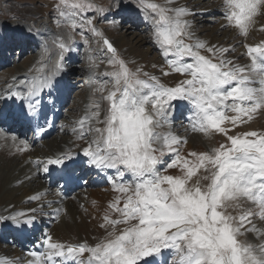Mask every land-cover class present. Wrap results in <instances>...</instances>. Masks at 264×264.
Here are the masks:
<instances>
[{
	"label": "snow or ice",
	"instance_id": "obj_1",
	"mask_svg": "<svg viewBox=\"0 0 264 264\" xmlns=\"http://www.w3.org/2000/svg\"><path fill=\"white\" fill-rule=\"evenodd\" d=\"M138 7L152 26L153 43L164 61L162 75L182 77L174 85L142 67L133 71L129 63L135 61L123 59L93 19L81 15L102 14L103 9L90 0H59L58 26L90 31L111 54L106 64L113 71L103 73L110 79L91 80L90 103L72 131L86 145L81 163L107 173L115 196L99 225L106 235L94 245L60 242L45 233L44 250L29 255L35 264H264V229L253 222H264V131H236L264 115V41L243 45L250 63L241 65L230 58L234 48L195 38L186 19L191 12L178 0H138ZM223 9V27L243 37L264 19V0H223ZM53 43L59 53L52 67L46 71L41 64L37 75L19 81L26 91L11 93L23 101L20 120L40 115L42 92L62 70L69 45L59 37ZM176 102L187 105L188 130L223 141L183 153L187 138L172 130ZM0 138H7L2 130ZM11 139L15 143L17 137ZM19 144L18 152L29 150L27 142ZM79 154L68 150L36 163L43 164L44 172L50 165L70 170ZM25 216L9 218L31 226L33 218L22 220ZM248 233L259 243L240 239Z\"/></svg>",
	"mask_w": 264,
	"mask_h": 264
},
{
	"label": "bare ground",
	"instance_id": "obj_2",
	"mask_svg": "<svg viewBox=\"0 0 264 264\" xmlns=\"http://www.w3.org/2000/svg\"><path fill=\"white\" fill-rule=\"evenodd\" d=\"M125 1L126 3L128 2L127 0ZM212 1L213 8L216 11L220 8L222 11H224L223 0ZM178 3L180 6L186 7L191 13H195L198 11L200 0H178ZM127 4H124L121 7L118 6L117 8L119 9V11L116 10L115 14L118 15L119 13L120 15H126L127 23L130 25H134L136 22L141 21L148 28L151 24H149L144 19V13L139 14L138 9L127 8ZM207 7L209 6L207 5ZM123 9H127L126 13L124 12L125 14L121 12V10ZM18 12L20 16H25L29 11L19 9ZM11 13L13 14L12 11ZM14 13L16 12L14 11ZM189 16H187L186 19L189 20ZM24 23L26 24V22ZM112 23L110 25L111 27ZM225 23L226 22L223 19V24H221V26H223ZM256 24H259V20ZM260 24L264 27V19L260 20ZM191 25V30L194 33L195 38L201 41H205L210 45H218L230 49L234 48L235 51L230 54V58L241 65L250 63L249 58L245 55V48L243 47V45L245 43L249 45H255L260 43L261 41H264V31L257 30L256 28L253 30L251 29L247 37H243L240 36L235 30L230 29L228 31L224 27L216 29V27L210 26L209 29H205L203 28V26H201L200 23L199 29V26H196L193 22L191 23ZM62 31L63 32L60 33L59 38H63L65 42H67L70 32L66 27H63ZM25 36L26 35H23V38H18V43H20L21 45L26 44ZM31 37L32 36H30L27 41L30 40ZM118 38V42L114 43L115 48L118 51H121L120 53H125L124 57L126 61H135V63H131L133 64V71H135L137 67H142V64H144L147 65L148 68V70H145V72L158 76L161 79V82L166 85H174L178 79H182V77L176 75H162L161 69L164 68V61L162 56L159 53L157 54V56L155 55V57L152 56L153 59H151L149 57L151 52L149 45L144 46L146 40L140 34H136L134 37L137 47H128L120 37ZM151 41L153 42V40ZM35 44H40L39 39H37V42ZM70 46H72V44ZM153 54L155 53L153 52ZM2 55L3 54L0 53V58L4 57ZM67 55L68 52H66V54L64 53L63 58ZM47 56V54H43V58H35L36 60H34L33 63H31V65H29L28 67L23 66L24 64L19 65L16 62V56L15 59H10V56H8L6 60L1 61L0 63V69H11V66H13L15 69V75L13 74V77L8 79L7 81H5L4 79V84L0 83L2 84V86H0V130H2L7 137L6 139L0 138V244L2 241L4 242V247L0 246V264H35L34 257L29 255V253L33 252V249L34 252L37 253L44 250L41 245L44 239V234L47 232L44 231L41 225L42 222L51 223L49 229L50 235L56 241L72 244L82 243L86 241L90 245H94L99 238H102L106 235V230L100 228L99 225L102 223L101 218L106 210L107 204L115 196V193L112 191L111 185L108 182L107 173H99L98 170L91 168L86 162L81 163V161L85 160L82 155L81 149L86 145L84 141L77 140L72 131V129L76 126L75 122L81 118V115L78 116V114L70 113V111L68 110L70 97L68 99V95H66V92L68 90L67 87L69 85V82L73 79V77H75V72L78 69L77 67H75L76 69L67 68L66 64L64 65V63H62L63 61H61L63 65L62 70L58 75L53 77L52 87L45 88L40 97L42 102L40 106V115L36 118H30V120L34 121L35 124L42 123L44 124L45 128L49 129V133L45 140L40 141L36 134L31 133L29 129L24 130L23 126H19L16 128L15 124L17 120V111L23 101L22 103L17 105L16 102L11 99L10 90L14 85L18 84V91H26L24 86L19 84V81L29 80L33 76L37 75L35 69L41 64H46V71L50 69L53 63L51 64L45 60ZM56 56L58 57V54ZM84 57L86 56H83V58L81 57L79 59V62L83 63V69L86 68L89 74L86 75L88 76L87 78H85L84 75L81 81L89 85V90L85 95L90 99V97L92 96V92H90L91 80L95 78L102 81L103 75L98 74L99 72L95 71L98 69V66L94 67L95 70L93 69V67H91L92 60L90 59V56H87L86 58ZM8 58L9 62H7ZM85 59H89L91 62ZM153 65H156V67H153ZM99 76L102 77L99 79ZM56 77H59L58 82H56L55 80ZM62 94L64 96H67L65 100L62 97ZM61 101H63L62 111L60 114H56V109L59 107V103ZM54 103H56V105H53ZM89 103L90 102L84 101L85 107H87ZM176 106L177 108L180 107L178 106V103H176ZM85 107L82 108L84 109V112L86 110ZM72 111L73 110H71V112ZM175 113L176 107L172 117V130L177 135L186 137L187 141H189L188 138L190 137L194 138V136H196L197 134L200 135L199 133H194L187 129L188 121H186V119H181L182 117L179 119L178 115L176 118H174ZM186 115H188V110ZM23 122L24 121L21 120L20 125ZM247 130L264 131V115L257 116L250 124L242 126L236 131ZM11 132L15 133L17 137L23 138H17L16 142L14 143L11 139V137L13 136L10 135ZM212 139L213 136L210 138V141ZM21 140L28 143V151H17V147H23V145L19 144V141ZM220 140L223 141V138L221 139L220 137ZM214 145H216V143ZM68 150H71L73 153H80L79 155H74L75 164L70 170H66L62 166L58 170H52L50 165L49 171L44 172L43 164L36 163L37 161H46L48 158L55 157L56 155H59ZM171 172H174V170H171ZM86 175L90 177H87L83 182L80 181L82 180V177ZM59 179H61V181L59 182L57 187L51 188L50 186L54 185V183L56 181H59ZM88 179L89 181H87ZM78 182H81L82 188H78L76 186ZM65 183L67 184V189L63 190L62 187ZM100 186L104 187L106 196H103V192L99 193L100 188L97 187ZM57 190H59V192H57ZM38 194L41 197L39 200L30 199L31 197ZM86 200L99 203L100 213L98 216L88 217L80 215L75 211V207L80 206ZM23 208H26L27 210H23ZM18 213L26 214L25 217L21 218L22 220L33 218L32 225H17L12 219L9 218ZM234 213L235 212H233V214ZM4 215H8L7 218L3 219L2 216ZM253 222L258 228L264 229V222H261L258 219H254ZM33 229H35V234L39 231V236L34 235L35 237H33L34 232L31 231ZM42 232L43 234H41ZM91 236H94V238H92ZM38 237L41 239H39ZM241 237L242 241L246 239L248 242H251L253 244L259 243V241L252 233H248L246 237ZM3 238L5 240H3ZM23 247L24 249H22ZM27 249H29L30 252H27ZM166 253L167 251L164 254L165 262H167L168 260V254ZM14 254L15 258L12 259V257H10L12 260L7 257ZM83 258H87V254H85Z\"/></svg>",
	"mask_w": 264,
	"mask_h": 264
},
{
	"label": "rangeland",
	"instance_id": "obj_3",
	"mask_svg": "<svg viewBox=\"0 0 264 264\" xmlns=\"http://www.w3.org/2000/svg\"><path fill=\"white\" fill-rule=\"evenodd\" d=\"M127 1H128L127 2L128 4L126 3L125 0H116V1L115 0H90V2L94 4L97 8L103 9L104 10L103 13L101 14L95 11H88V12L82 13L81 15L83 17L92 18L97 30L102 32L103 36L106 37L113 45L115 42H118L117 38L120 37L125 42L126 46L137 47L136 40L134 39V37L136 34L137 35L140 34L141 36L145 38L147 42V43L145 42L144 46L149 45V48L151 51L149 57L153 59L152 56L154 57L155 55L157 56V54L160 53V50L151 41L152 40V36H151L152 26L150 25L147 28L144 25V23H142L141 21L136 22L134 25H130L127 23L126 15H120L119 13L118 15L115 14L116 10L119 11L117 7L118 6L121 7L124 4H127L126 6L127 8L138 9L139 14H143L140 8L138 7V0H127ZM153 2L163 4L164 0L163 1L153 0ZM212 3H213L212 0H207V1L200 0L198 11L195 13H191V15L189 16L190 17L189 21L191 23L193 22L196 26H199V29H200V23H201V26H203V28L205 29H209L210 26L216 27V29H220L221 27H223L221 26V24H223L224 11H222L221 8L216 11L213 8ZM58 4H59V0H0V51H1L0 53L3 54L2 56H4L3 58H0V63L1 61L6 60L8 56H10L9 57L10 59H15V56H16L17 58L16 62L19 65L24 64L23 66L28 67L29 65H31V63H33L34 60H36L35 58L37 57L43 58V54H46V53H43L44 47H47L49 49V53H47V55L51 56V60L48 59V56L47 58H45V60L51 64L54 63L55 59L57 58L56 55L59 53V49L55 47V44L53 43V41H55L59 37L60 33L63 32L62 31L63 27H66L69 30L70 34L72 35L71 40L70 41L68 40L67 43L69 46L72 44V46L69 47L70 51H68V55L62 59L63 61L62 63H64V65L66 64L67 68H73V69H76L75 67L78 68L75 72V77H73V79L69 82V85H68L69 90H70L68 91L70 95V99H69L70 104L68 105V110L70 111L71 114L72 113L78 114V116L81 115L80 117H82L83 115H85V112H86V110L84 112V109H82L83 107H85L84 101L90 102V99L88 98V96L85 95L87 94L89 90L88 89L89 85L81 81V79H83L84 75H85V78H87L88 76L86 75H88L89 72L86 68L83 69L82 67L83 63L79 62V59L81 57L83 58V56H86V57L90 56L91 58L93 57L95 59L96 66H98L97 70H95L94 67L93 69L96 72H99L98 74L103 75V73L106 71L108 72L113 71V69L108 67L106 64V61L108 60L111 54L107 52L106 46L103 44L100 37L93 36L90 31L76 29L73 32L67 26H58V22L61 21L60 14L57 11ZM207 5L209 7H207ZM19 9L28 10L29 12L26 14L27 16L26 15L20 16L18 12ZM65 10L67 11V9ZM11 11L13 12L14 15L11 13ZM14 11L16 13H14ZM126 11L127 9L121 10L123 14H125ZM33 13H36V14H33ZM218 18H219V21H218ZM258 20H259V24H255L251 28L252 30L255 28L257 30H260L261 26L263 27V25L260 24L261 19H258ZM24 22H26V24ZM111 23H112V27L110 26ZM227 30L229 31L230 28H228ZM2 31L4 32V34ZM81 32H82V35H81ZM23 35H26L25 36L26 44L21 45L20 43H18L19 41L18 38H23ZM30 36H32L31 39L27 41V39H29ZM4 37H7V38H4ZM37 39H39L40 44H35L37 42ZM85 40H87V43H85ZM120 52L121 51H118L119 55L125 59L124 57L125 53H120ZM153 52L155 54H153ZM9 58L7 62H9ZM85 60H89V59H85ZM101 61H104V63H101ZM132 65L133 64L129 63V67L131 69H132ZM11 67H12L11 69L9 68L8 69L4 68L5 70L0 69V71L3 70L0 73V83L4 84L5 81H7L8 79H10L11 77L15 75V69L13 66ZM142 68H143V71L148 70L147 65L142 64ZM101 77L102 76H99V79ZM141 78L143 79L144 77L142 76ZM109 79L110 78L108 76L103 75L102 81L109 80ZM57 80H58V77H57ZM2 84H0V86H2ZM90 92H91V89H90ZM96 95L97 97H99L101 94L97 93ZM184 106L185 108L183 110L180 109L179 115L183 114L185 110L188 109L186 104ZM85 108L87 109V107ZM71 110L73 111L71 112ZM222 138L223 137H221V139ZM213 139L210 141V138H206L201 133L200 135L197 134L196 136H194V138L193 137L188 138L189 141L182 149V152L186 154L188 151H191V150L203 151L209 148L210 144L211 146H216L218 145L219 142L222 141L220 140V136H213ZM77 142H80V141H77ZM215 143L216 145H214ZM165 159H167V157H165ZM89 177L90 176H88V178ZM87 181H89V179ZM97 188H100L99 193L103 192L102 193L103 196H106V192H104L105 191L104 187L100 186ZM23 210H27V209L23 208ZM75 211L80 215H84L88 217H96L100 213V205L99 203L95 201L86 200L80 206H76ZM234 215H238V213L235 212ZM41 225L44 231H46L47 234L50 235L49 229H50L51 223L42 222ZM34 230L35 229L31 230L32 232H34L33 237H35L34 235L39 236V231L35 234ZM41 234H43V232ZM91 237L94 238V236H91ZM240 239L242 240V237H240ZM3 240L5 239L3 238ZM0 246L4 247L3 241L1 242ZM22 249H24V247ZM27 252H30L29 249H27ZM33 252H34V249H33ZM7 257L10 260H12L13 258H15V254L12 256H7ZM10 257H12V259Z\"/></svg>",
	"mask_w": 264,
	"mask_h": 264
}]
</instances>
